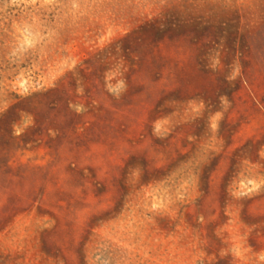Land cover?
<instances>
[{"label": "rangeland", "instance_id": "1", "mask_svg": "<svg viewBox=\"0 0 264 264\" xmlns=\"http://www.w3.org/2000/svg\"><path fill=\"white\" fill-rule=\"evenodd\" d=\"M0 264H264V0H0Z\"/></svg>", "mask_w": 264, "mask_h": 264}]
</instances>
